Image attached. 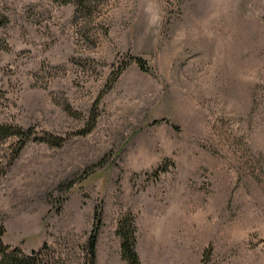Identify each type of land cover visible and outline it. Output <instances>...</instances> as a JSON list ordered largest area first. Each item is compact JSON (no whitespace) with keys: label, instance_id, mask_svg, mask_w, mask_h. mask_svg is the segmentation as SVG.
Here are the masks:
<instances>
[{"label":"rangeland","instance_id":"1","mask_svg":"<svg viewBox=\"0 0 264 264\" xmlns=\"http://www.w3.org/2000/svg\"><path fill=\"white\" fill-rule=\"evenodd\" d=\"M0 125L9 250L264 264V0H0Z\"/></svg>","mask_w":264,"mask_h":264},{"label":"trees","instance_id":"2","mask_svg":"<svg viewBox=\"0 0 264 264\" xmlns=\"http://www.w3.org/2000/svg\"><path fill=\"white\" fill-rule=\"evenodd\" d=\"M140 61V60H139ZM141 62V61H140ZM14 134L21 135V145L18 151H20L30 140L33 135V129H23L16 128L15 126L9 125H0V137L7 138ZM43 140H46L45 138ZM55 145H61L64 141L61 137L53 138L49 140ZM96 224L93 228V231L89 237V241L86 247L87 250V264H96L97 260V240H98V231L100 227V214L97 212L95 215ZM2 230V229H1ZM4 231V230H3ZM4 232H1V235ZM118 233L122 238V253L123 257L128 261L129 264H140V257L136 250L137 243V225L135 218L132 214H127L123 217L120 222ZM48 244H45L41 250H33L31 253H24L20 248H14L9 250L8 247L3 246L0 242V253L2 254V259L0 264H46L44 257V249H48Z\"/></svg>","mask_w":264,"mask_h":264}]
</instances>
